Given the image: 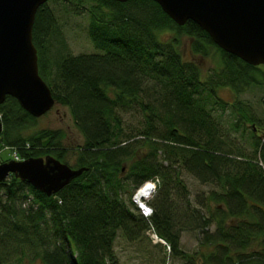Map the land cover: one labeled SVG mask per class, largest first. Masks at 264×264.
<instances>
[{"label":"trees","instance_id":"1","mask_svg":"<svg viewBox=\"0 0 264 264\" xmlns=\"http://www.w3.org/2000/svg\"><path fill=\"white\" fill-rule=\"evenodd\" d=\"M51 2L88 15L94 51L71 52ZM184 37L195 56L220 54L206 76L184 56ZM33 41L41 76L84 141L71 147L63 129L24 135L38 118L9 95L0 105L1 143L23 159L52 155L87 169L52 196L15 175L0 182V264H121L119 234L137 243L151 228L170 243L177 264H264V119L219 94L264 85L261 66L222 49L193 20L178 25L154 0H49L37 11ZM216 106L230 110L226 130ZM134 111L139 127L125 118ZM185 173L210 186L203 212L192 206ZM156 177L154 214L146 218L132 195ZM187 224L201 232L194 252L181 247Z\"/></svg>","mask_w":264,"mask_h":264},{"label":"water","instance_id":"2","mask_svg":"<svg viewBox=\"0 0 264 264\" xmlns=\"http://www.w3.org/2000/svg\"><path fill=\"white\" fill-rule=\"evenodd\" d=\"M48 1L0 0V105L7 96H13L35 117L45 115L56 105L51 87L40 74L33 41L37 11ZM154 1L178 25L193 20L225 51L250 65H264V0ZM2 131L0 120V134ZM86 169L73 168L52 155L10 160L0 164V182L15 175L52 196Z\"/></svg>","mask_w":264,"mask_h":264},{"label":"rangeland","instance_id":"3","mask_svg":"<svg viewBox=\"0 0 264 264\" xmlns=\"http://www.w3.org/2000/svg\"><path fill=\"white\" fill-rule=\"evenodd\" d=\"M50 5L58 17L60 32L62 33L65 42L68 43L71 52L78 54L82 52L94 51L95 48L89 39L86 30L89 21L88 15H74L71 12H68L65 6H59L58 3L55 2H51ZM62 36L58 34L55 36L52 42L53 49H57L59 40ZM189 43V38L184 37L182 44L184 56L187 59H194L198 61L199 65L203 68V74L206 76L212 68L215 66L217 67L220 60V54L213 48L208 56H195L189 47ZM261 67L264 69V66L261 65ZM219 94L225 101L229 103H235L236 99L238 98L239 100L245 102V104L251 108L253 113H258L259 118L264 119V104L262 103V98L264 97V85L253 83L244 93H241L238 96L231 87L220 88ZM138 112H129L125 116L127 123L131 125V127H139L140 124H143V118ZM222 113H220L218 106H216L213 110L214 116L217 119L219 117L226 126L225 127L222 125L223 130H226L232 120V116L229 109L223 114ZM221 120L218 119V122H221ZM41 129H63L67 131L68 137L66 139V144H69L74 148L81 145L84 141L83 135L76 126L69 108L60 104H56L48 113L38 117L35 122L29 124L27 129L24 131V135H30ZM237 135L238 137H241V134ZM244 141L245 140L240 142L245 144ZM11 152V149L9 150L5 148V146L0 145V155H3L5 160L9 159V157L12 155ZM74 162L75 160H71L70 164H74ZM184 179L190 193L189 199L192 201V206L200 209L203 212V192H208L210 186L203 185L196 178L186 173L184 174ZM180 202L182 201L178 202L179 206H181ZM177 217H179V215ZM200 233L201 232L199 230L190 229L187 224L181 231V247L189 252L196 251L199 248L200 241L198 235H200ZM115 249L121 264L179 263V261L176 262L175 258L173 257L172 248L171 252L169 253L168 250L161 244L154 245L149 234H146V237L142 242L140 241L137 243H130L120 233L115 243ZM22 264H42V262L36 261L35 263H32L26 260Z\"/></svg>","mask_w":264,"mask_h":264},{"label":"built area","instance_id":"4","mask_svg":"<svg viewBox=\"0 0 264 264\" xmlns=\"http://www.w3.org/2000/svg\"><path fill=\"white\" fill-rule=\"evenodd\" d=\"M263 137H264V132H263ZM1 143V140H0ZM29 147V146H28ZM5 148L9 149V147L5 146ZM15 160H22L21 156L18 154V152L16 150L12 151V155H11ZM159 178V177H156ZM156 178L154 179H150L151 181H156ZM148 180V181H150ZM160 178L159 181L157 183V187L155 192L153 193L152 197H148L147 193L150 191L148 189H144V191H141L142 186L145 185V182L139 186L136 190V192L134 193L133 197H132V201L134 203V205L136 206V208L138 209V211L146 218H151L154 214V208L150 205V200L154 197V195L156 194L157 190H158V186L160 184ZM147 182V181H146ZM144 203L147 207V209H151V213L147 214L145 210H142L140 207L141 203ZM148 234L151 237L152 241L154 244H161L162 246H164V248H166L168 250V252H171V245L170 243L165 240L164 238H162L161 236L158 235V233L151 228L150 230H148Z\"/></svg>","mask_w":264,"mask_h":264},{"label":"clouds","instance_id":"5","mask_svg":"<svg viewBox=\"0 0 264 264\" xmlns=\"http://www.w3.org/2000/svg\"><path fill=\"white\" fill-rule=\"evenodd\" d=\"M158 181H159V178H156V181H151L150 180V181L145 182V185L142 186L141 191H144V189L150 190L147 193V196L148 197H152L153 196V193L156 190ZM140 207H141L142 210H145L147 214H150L151 211H152L151 209H147L146 205L143 202L140 204Z\"/></svg>","mask_w":264,"mask_h":264}]
</instances>
